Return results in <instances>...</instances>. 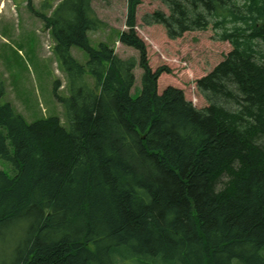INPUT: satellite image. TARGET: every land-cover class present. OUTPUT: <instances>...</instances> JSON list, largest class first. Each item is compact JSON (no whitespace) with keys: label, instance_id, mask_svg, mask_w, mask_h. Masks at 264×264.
<instances>
[{"label":"trees","instance_id":"obj_1","mask_svg":"<svg viewBox=\"0 0 264 264\" xmlns=\"http://www.w3.org/2000/svg\"><path fill=\"white\" fill-rule=\"evenodd\" d=\"M92 1H26L67 78L68 95L55 90L68 127L0 103V264H264V0H160L169 14L145 16L171 40L212 26L231 44L197 81L203 109L179 88L158 93L170 70L149 65L141 0H127L119 35L139 62L91 45L107 27Z\"/></svg>","mask_w":264,"mask_h":264},{"label":"rangeland","instance_id":"obj_2","mask_svg":"<svg viewBox=\"0 0 264 264\" xmlns=\"http://www.w3.org/2000/svg\"><path fill=\"white\" fill-rule=\"evenodd\" d=\"M26 1L0 0V89L3 87L5 91L0 103L11 104L29 123L58 117L68 127L65 107L59 102L55 90L59 80L62 87L58 94L67 96V78L50 32L44 27V22L29 10ZM43 1L31 0V6L43 12ZM141 1L135 31L147 46L149 65L153 71L161 67L170 70L159 78V93L167 87H176L184 91L187 100L196 108L207 107L209 102L198 91L197 81L210 74L224 60L232 50L231 44L220 41V31L212 26L204 32H190L171 40L163 26H147L144 22L146 15L155 11L169 14V9L160 0ZM127 6V0H93L96 15L107 27L89 33V38L93 47L107 43L114 47L121 59L135 58L139 62V52L119 42L120 33L129 30L126 24ZM71 53L80 64H86L88 57L84 51L72 47ZM134 75L136 82L131 95L136 98L142 89L143 70L139 65ZM0 169L9 170L1 161ZM218 188L221 186L218 185ZM134 261L119 264H139ZM233 263L238 264L237 261Z\"/></svg>","mask_w":264,"mask_h":264},{"label":"bare ground","instance_id":"obj_3","mask_svg":"<svg viewBox=\"0 0 264 264\" xmlns=\"http://www.w3.org/2000/svg\"><path fill=\"white\" fill-rule=\"evenodd\" d=\"M141 69H142V68H141ZM142 70H143V69H142ZM143 74H144V71H143ZM170 87H172V86H170ZM167 88H168V87H167ZM162 92H163V91H162ZM162 92H161V93H162ZM158 93H159V88H158ZM161 93H159V94H161ZM195 107H196V106H195Z\"/></svg>","mask_w":264,"mask_h":264}]
</instances>
